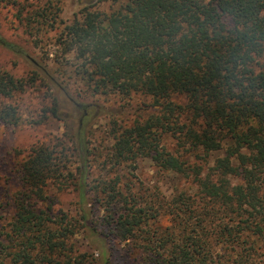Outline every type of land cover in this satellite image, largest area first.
<instances>
[{"label": "trees", "instance_id": "obj_1", "mask_svg": "<svg viewBox=\"0 0 264 264\" xmlns=\"http://www.w3.org/2000/svg\"><path fill=\"white\" fill-rule=\"evenodd\" d=\"M0 1L31 29L59 2ZM111 1L110 11L85 6L59 44L93 93L149 95L156 109L113 126L101 162L109 176L92 177L100 159L84 128L91 104H77L76 133L32 146L18 183L0 188V264H110V237L139 243L156 264H216L220 247L237 250L238 264H264V0ZM43 72L26 82L0 68V98L36 80L60 87ZM44 113L63 118L56 100ZM0 121L18 124L17 107L0 102ZM140 156L188 187L172 201L137 192L121 167ZM50 184L77 194V212L55 208ZM164 213L174 217L169 229L154 223ZM82 233L97 256L77 246Z\"/></svg>", "mask_w": 264, "mask_h": 264}, {"label": "rangeland", "instance_id": "obj_2", "mask_svg": "<svg viewBox=\"0 0 264 264\" xmlns=\"http://www.w3.org/2000/svg\"><path fill=\"white\" fill-rule=\"evenodd\" d=\"M19 1L24 3L25 0ZM32 1L36 2L29 0L25 4ZM44 3L45 1H42L38 4L43 6ZM92 3L97 9L104 11H110L113 6L111 0L55 1L49 19L42 20V25H34L31 29L15 18L12 6L0 1V35L15 45V49H9L0 42V68L17 77H24L26 82L33 81L36 73L43 75V70L47 69L60 86L49 78L46 79L49 86L42 80H36L24 92L17 93L14 97L0 98V102L13 104L19 111L18 124L6 125L0 121L2 190L5 187L13 189L18 183L19 168L32 146L40 143L58 144L65 139L66 131L77 132L81 117V109L77 104L92 105L88 120H84L87 137L93 147L92 157L100 159L92 171V177H97L100 172L104 176L110 175L108 170L110 166L107 165V169L102 171L101 162L107 153L112 152L110 147L114 143L113 126L116 124L129 126L140 115L146 116L156 109L149 95L93 93L85 81L75 74V63L79 61L73 52H65L64 46L59 44V31L66 24L73 22L75 16H79L85 6ZM60 19L65 23L60 22ZM177 99L182 100L181 97ZM54 100L60 105L62 119L50 115L44 118V109L52 106ZM164 142L169 144L170 139ZM77 165L78 163H74V166ZM121 169H124L123 180L130 183L137 192L155 193L164 201H172L175 195L188 187L181 175L168 169H160L149 156H140L133 164L127 162ZM49 195L53 198L56 209L77 212L78 197L72 189L62 190L57 185L50 184ZM89 202L93 203L94 198L90 197ZM173 218L172 214L164 213L154 223L162 229H169L173 225ZM153 221L154 218L150 223ZM76 242L81 251L98 255L90 239L83 233L77 235ZM107 245L110 264H156L147 257L139 243L110 237ZM220 249V257L216 258V264H238L237 250H225L222 247Z\"/></svg>", "mask_w": 264, "mask_h": 264}]
</instances>
